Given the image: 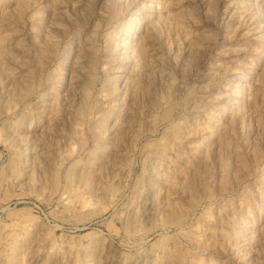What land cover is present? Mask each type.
<instances>
[{
  "label": "rangeland",
  "instance_id": "374dc122",
  "mask_svg": "<svg viewBox=\"0 0 264 264\" xmlns=\"http://www.w3.org/2000/svg\"><path fill=\"white\" fill-rule=\"evenodd\" d=\"M0 264H264V0H0Z\"/></svg>",
  "mask_w": 264,
  "mask_h": 264
},
{
  "label": "bare ground",
  "instance_id": "6f19581e",
  "mask_svg": "<svg viewBox=\"0 0 264 264\" xmlns=\"http://www.w3.org/2000/svg\"><path fill=\"white\" fill-rule=\"evenodd\" d=\"M135 218H137V217H135ZM141 225V224H140Z\"/></svg>",
  "mask_w": 264,
  "mask_h": 264
}]
</instances>
